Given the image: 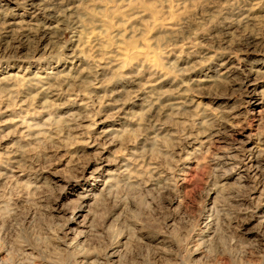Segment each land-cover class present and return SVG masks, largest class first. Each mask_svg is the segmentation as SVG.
I'll use <instances>...</instances> for the list:
<instances>
[{
	"label": "rangeland",
	"instance_id": "1",
	"mask_svg": "<svg viewBox=\"0 0 264 264\" xmlns=\"http://www.w3.org/2000/svg\"><path fill=\"white\" fill-rule=\"evenodd\" d=\"M0 264H264V0H0Z\"/></svg>",
	"mask_w": 264,
	"mask_h": 264
},
{
	"label": "bare ground",
	"instance_id": "2",
	"mask_svg": "<svg viewBox=\"0 0 264 264\" xmlns=\"http://www.w3.org/2000/svg\"><path fill=\"white\" fill-rule=\"evenodd\" d=\"M12 50V49H11Z\"/></svg>",
	"mask_w": 264,
	"mask_h": 264
}]
</instances>
